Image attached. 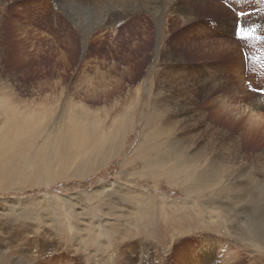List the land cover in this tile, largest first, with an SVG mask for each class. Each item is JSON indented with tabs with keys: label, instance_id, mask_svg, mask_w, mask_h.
I'll return each instance as SVG.
<instances>
[{
	"label": "rangeland",
	"instance_id": "1",
	"mask_svg": "<svg viewBox=\"0 0 264 264\" xmlns=\"http://www.w3.org/2000/svg\"><path fill=\"white\" fill-rule=\"evenodd\" d=\"M17 1L0 0V264H264V0Z\"/></svg>",
	"mask_w": 264,
	"mask_h": 264
},
{
	"label": "bare ground",
	"instance_id": "2",
	"mask_svg": "<svg viewBox=\"0 0 264 264\" xmlns=\"http://www.w3.org/2000/svg\"><path fill=\"white\" fill-rule=\"evenodd\" d=\"M29 1H31V0H18L17 1V3H16V5H19V4H22V6L24 5V4H28L29 3ZM60 0H55V2L57 3V5L58 6H61V4H60V2H59ZM73 1V0H72ZM89 1V4H96V1L97 2H99V3H101V2H108V3H112L113 1H114V3H115V0H88ZM126 1V0H125ZM124 1V2H125ZM148 3H150V0H146ZM159 0H154V1H152L150 4H154V3H157ZM170 2H171V4H172V7L170 8V9H172L173 8V6L175 5V4H177V2H175V0H169ZM180 1V0H179ZM70 2V1H69ZM117 2V1H116ZM131 2V1H130ZM32 3H33V1H32ZM48 3H50V2H48ZM34 4H35V0H34ZM77 4V3H76ZM15 5V6H16ZM33 5V4H32ZM49 5V4H48ZM235 5V4H234ZM233 5V7H236V6H234ZM28 7H29V5H28ZM42 8V11H44V9L45 8H43L44 6H41ZM176 7V6H175ZM211 7V6H210ZM213 7V9L214 8H218V9H222V7H220L219 5H214V6H212ZM179 8V7H178ZM177 8V9H178ZM27 9H29V8H27ZM26 10V9H25ZM67 10V9H66ZM30 10H28V12H29ZM156 12V11H155ZM187 12V11H186ZM35 15V14H34ZM59 15V14H58ZM44 16L46 17V15L44 14V13H42V15L40 16V18H38V20L39 21H43V19H44ZM112 17V16H111ZM180 17V16H179ZM46 19V18H45ZM53 19V18H52ZM107 20H108V18H106V16H102V20H101V26H102V24H105L106 22H107ZM33 21V20H32ZM31 21V22H32ZM16 22H18V21H16ZM15 22V24H16V26H17V31H20V30H22V28H23V25H22V23L21 22H18V23H16ZM34 22V21H33ZM58 22V21H57ZM56 22V23H57ZM61 22L62 21H59V23L61 24ZM30 23V22H29ZM33 24V23H32ZM75 25H76V31H78V32H80L81 33V36H82V38H84V41H85V35H87V34H89V31H86V29H83L79 24H78V22H75ZM220 25V26H219ZM231 25V22H229V21H223V19H221V21H218V27L220 28V29H224V30H227L228 31V29H229V26ZM232 26V25H231ZM13 27H14V24H13ZM42 27V26H41ZM234 28H236V26L234 27V25H233V29ZM254 28V27H253ZM93 29V28H92ZM60 30H62V28H59L58 27V29H54V34L51 36V38H53V39H55L56 40V42H58V45H57V48L58 47H60V46H62V47H64V46H67V43H68V39H66V38H62V36H61V33H60ZM91 31V30H90ZM14 33L12 32V35H13ZM27 35V34H26ZM70 34H68V36H69ZM73 37V36H72ZM50 38V37H49ZM27 39V38H26ZM54 44V43H53ZM77 44V43H76ZM56 45V44H55ZM75 44H73V46H72V52L73 53H75L76 54V49H77V47L76 46H74ZM90 53V52H89ZM91 54V53H90ZM117 65H118V62H114V64L112 65L113 66V68L112 69H115V70H117ZM109 71H111V69H109ZM103 77V76H102ZM106 78V77H105ZM99 81V80H98ZM101 83H102V86H106L107 87V82H105L104 83V81H101ZM99 90V89H98ZM110 90H111V88H110ZM262 100H264V99H262L261 97H259L258 98V101H261V103H262ZM261 103H259V104H261ZM264 103V102H263ZM256 105V104H255ZM252 112H253V110H252ZM264 125V124H263ZM74 128H76V127H74ZM78 130V129H77ZM76 129L73 131V132H76V134H77V131ZM79 130H81L80 128H79ZM86 136V135H85ZM81 137V136H80ZM168 149V148H167ZM153 150V149H152ZM149 151H151V150H149ZM173 152H175V151H173ZM151 154H150V157H152V159L154 160L155 159V157L157 156V153H159V152H157V153H155L154 151H151L150 152ZM170 153V152H169ZM164 154H165V152H164ZM172 155V154H171ZM171 155H168V156H170V157H172ZM176 155V154H175ZM160 156V155H159ZM167 157V156H166ZM186 157V156H185ZM190 157V156H189ZM162 158H163V156H162ZM188 158V157H187ZM174 159V158H173ZM172 159V160H173ZM167 160H168V158H167ZM184 160V159H183ZM185 166V165H184ZM187 166V165H186ZM181 167H183V166H180V168ZM178 168V167H177ZM180 168H178V170L180 169ZM189 170V169H188ZM183 171V170H182ZM185 171H187V170H185ZM177 172V171H176ZM203 172H201L200 173V175L202 174ZM204 173H206V170L204 171ZM199 183L200 184H203V181L202 180H200L199 181ZM262 187L263 188V185L262 184H260V185H258V187ZM261 188V189H262ZM260 189V190H261ZM262 193V192H261ZM254 194V193H253ZM256 195V194H255ZM261 195V194H260ZM264 197V196H263ZM258 204L259 203H257L256 205L258 206ZM259 206H260V204H259ZM262 206V205H261ZM261 209H263L264 210V208H262V207H260V210ZM228 210V209H227ZM256 210H259V209H256ZM246 211V210H245ZM249 211V210H248ZM252 212V211H251ZM258 212V211H257ZM254 213H256V212H254ZM263 213V212H262ZM253 214V213H252ZM252 214H250V215H252ZM259 214H261V213H259ZM259 214H254V216L255 215H259ZM263 215H264V213H263ZM253 219V218H252ZM254 219H257V221H254V222H256V223H259V222H261V221H264V217L263 216H256ZM264 223V222H263ZM263 226V225H262ZM115 251V250H114ZM109 256V255H108ZM111 256H114L113 254L111 255ZM116 256V255H115ZM110 257V256H109ZM203 258H205V257H203ZM208 261V260H207ZM1 262V261H0ZM213 262V261H212Z\"/></svg>",
	"mask_w": 264,
	"mask_h": 264
},
{
	"label": "snow or ice",
	"instance_id": "3",
	"mask_svg": "<svg viewBox=\"0 0 264 264\" xmlns=\"http://www.w3.org/2000/svg\"><path fill=\"white\" fill-rule=\"evenodd\" d=\"M236 15H237L238 17H243V16L245 15V12L240 11V12H238ZM237 31H238V33H239L241 36L247 34V33L245 32L244 27H243L242 25H239V24L237 25Z\"/></svg>",
	"mask_w": 264,
	"mask_h": 264
}]
</instances>
